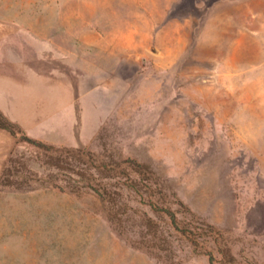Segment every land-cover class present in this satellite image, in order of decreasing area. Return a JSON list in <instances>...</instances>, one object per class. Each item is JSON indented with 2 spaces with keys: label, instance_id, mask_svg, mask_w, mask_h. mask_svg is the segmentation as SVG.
Instances as JSON below:
<instances>
[{
  "label": "rangeland",
  "instance_id": "1",
  "mask_svg": "<svg viewBox=\"0 0 264 264\" xmlns=\"http://www.w3.org/2000/svg\"><path fill=\"white\" fill-rule=\"evenodd\" d=\"M0 114V264H264V0H0Z\"/></svg>",
  "mask_w": 264,
  "mask_h": 264
},
{
  "label": "trees",
  "instance_id": "2",
  "mask_svg": "<svg viewBox=\"0 0 264 264\" xmlns=\"http://www.w3.org/2000/svg\"><path fill=\"white\" fill-rule=\"evenodd\" d=\"M0 129L6 132H9L11 135H16V132H15L16 126L11 124L1 114H0ZM22 140L23 142H26L29 145L39 150L50 152L52 155L51 158L55 162L52 165H54V167L57 169V173L49 176L48 178L49 182H47V184L42 183L43 180L39 178V181L37 182L38 186L36 188H32V189L15 188L13 189L15 191L23 192V191H31L35 189L55 188L63 192L74 193V188L78 187V183L80 181L82 182L85 180L88 181V178H92V174L91 175L89 174L90 171L96 172L99 169L98 168L99 166L89 165V162H85L83 160L84 155H85V150H86L83 147H78L76 149L57 148L55 146L46 145L42 142L33 141L25 137H23ZM68 156H70L72 163L67 161ZM13 158L14 157H12V155L9 157L7 164L5 165V169L3 171V184L9 185L8 187L12 186L13 183H21V184L27 183L26 176H21L20 174L17 175V171L14 169L16 160H13ZM64 171H67V172H64ZM60 173H62L63 175H66L67 173H69V175H76L78 177L77 180L72 181L71 189H66L64 186L58 185V182L61 180L58 178ZM20 176H21L20 180L17 179L15 182L12 181L13 178L20 177ZM90 187L92 191L95 192L96 195L103 196L100 190L94 188L93 186H90Z\"/></svg>",
  "mask_w": 264,
  "mask_h": 264
},
{
  "label": "crops",
  "instance_id": "3",
  "mask_svg": "<svg viewBox=\"0 0 264 264\" xmlns=\"http://www.w3.org/2000/svg\"><path fill=\"white\" fill-rule=\"evenodd\" d=\"M3 112H4V109H3ZM3 131H4V130H3ZM8 155H9V153H8ZM8 157H9V156H8ZM7 160H8V158H7ZM7 160H6L4 163H6V162H7ZM4 163H3V165L5 166L6 164H4Z\"/></svg>",
  "mask_w": 264,
  "mask_h": 264
}]
</instances>
